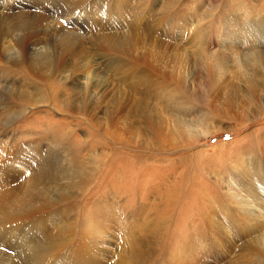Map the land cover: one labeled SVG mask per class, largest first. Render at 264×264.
Here are the masks:
<instances>
[{
    "label": "bare ground",
    "instance_id": "6f19581e",
    "mask_svg": "<svg viewBox=\"0 0 264 264\" xmlns=\"http://www.w3.org/2000/svg\"><path fill=\"white\" fill-rule=\"evenodd\" d=\"M109 1L0 0V62L5 59L7 62L4 65H9L11 68H23L31 79L30 84L29 81L25 85L18 83V89H13L12 85H8L7 82L4 84V88L0 87V136L8 131L7 127L10 124L24 116L30 109L29 107L45 106L51 103L69 117L82 115L85 118L84 121L88 124L86 129L90 133H97L101 138L100 143H106L107 139H111L113 134L118 135V138L114 139V142L111 141V143L126 147L124 148L125 151L127 150L125 153L130 154L133 150H128L127 146L134 144L135 140L133 139L141 131L133 124L137 119L147 121L152 127L150 129H155L157 135L163 141L170 142L172 146L180 138L184 139L183 141L187 144L200 137L210 135L212 133L210 122L216 123V117L218 116L236 119L241 116L246 117L245 108L247 106V110L249 109L252 115L254 114L248 103L253 100L256 102L257 100L263 101L264 99L262 94L264 90L259 89V87L264 88V64L259 61V57H263L264 53L258 51L253 54L258 56L255 62L249 59L246 60L251 63V67L255 66L253 75L246 71L244 73L245 78L242 81V75L237 73L238 71L234 72L236 74H233V78L237 80L236 83L230 79L223 83L220 82L223 80L220 75L227 69L224 68L225 62L219 60V54L217 56L215 53L208 51L207 48L193 53L195 63L197 62L198 66H203L206 70L202 67L200 69L197 67V69L208 76L206 84L209 87L206 90L202 86L203 92L199 93L196 89L192 90L187 83L189 82L187 81L188 74L186 75L188 63H186L185 58L179 59L176 56L173 60L169 58L171 61L166 63L168 58L166 59V56H163V51H159L163 55L153 54L152 44L148 42L149 40L146 42L139 35L130 36L125 32L98 33L99 30L109 28L113 30L115 27L123 26L125 19L127 20L129 14L133 11L131 7L133 0H111V3ZM106 4L111 9L108 17L104 16ZM160 16L159 22L166 23L165 13L163 12ZM135 19H139V16L135 15ZM148 20L157 19L151 17ZM57 21L64 25L58 23L60 25L58 26ZM182 21L178 25L181 30L189 24L186 16ZM250 24H254V28L259 29L260 35H262L263 24ZM90 27L95 28L96 33H84L87 30H92ZM42 35L48 37L45 40L46 43L40 42ZM83 35L84 37H82ZM244 37L247 38L248 36ZM31 41H33V44L30 45ZM253 41H259L257 47L260 46L264 49V38H261V40L256 38ZM86 44H89L96 54L100 53L103 48L107 49L112 55L115 54L117 60L111 61L108 66H105L110 68L107 70L104 69V59L102 58L101 65L103 67H98V69L87 75L95 60ZM132 53L136 57L132 58ZM120 56H125V60L119 61ZM242 66L245 67L243 64ZM101 68L103 72L99 70ZM223 68L225 70L219 72ZM109 73L115 74L116 77L111 81L114 83L116 80L117 84H114L116 90L112 89L115 91H112L113 93H110L111 90L107 84V80L110 79L106 75ZM202 73L199 72L198 74ZM5 76L7 77V75ZM80 76H82V79H79ZM2 80H6V78L2 77ZM40 86L43 89H40ZM94 88H101L100 92L92 91ZM78 89H82L83 96L74 98L73 95L78 93L76 92ZM195 99L202 102L208 99L211 104L207 106L211 108L213 114L209 115L206 112L196 117L192 113L196 110V107L187 106L189 101L192 104L193 101H196ZM107 100L108 105H106ZM154 100L161 106L171 109V111L177 110L176 108L173 109L175 105H177L176 107L181 106L182 110L178 109L175 113L183 118L175 115V113L172 117L164 116L160 110H155ZM77 103H84L85 106H80ZM95 108L100 109L104 115L98 117L94 112H98ZM259 112L261 113V111ZM166 113L169 114L168 110ZM223 113L225 117L222 115ZM255 116L257 114L246 121L256 120L257 117ZM165 117H169V119ZM154 118H157L159 122L157 121L158 123L155 124ZM132 120L135 121L132 122ZM168 120L172 121L170 122L173 127L171 130H167L166 125H164V122L168 123ZM78 121L79 124L82 119ZM74 123H76L75 119ZM80 124L75 126V129L84 126L83 122ZM39 129L38 132L36 131L38 133L36 134L38 139L36 144L31 143L24 146L23 142L26 139L19 137V140L22 138L23 141H18L19 143L11 155L8 153L3 157L4 153L2 156L0 154V165L4 167H0L1 184H9L7 178H12L11 183L16 184L12 192L6 188V194H0V200L16 196L26 208L30 207L31 210L33 201L41 200L42 204H39V211H44L86 193L92 182L100 180V172L109 158V152L97 151L95 153L99 146L92 149L94 147L91 144L95 141V136H92V134L89 135L87 140L80 141L76 139L75 130L69 129L67 126L62 127L59 131L47 125H43ZM141 132L143 133V131ZM149 139L144 138L139 147L146 150L150 145ZM0 144L2 143L0 142ZM1 148L3 149V146ZM262 150L264 152V140ZM89 156L90 161L88 162ZM156 156L161 159L160 155ZM258 163L263 164L260 158H258ZM235 164L238 169L235 171L239 172L238 175L241 178L237 180L240 181L241 189L232 193V199L238 205V209L243 210L244 203L248 201L247 197L254 198L251 203L256 202L259 197V191L254 188L255 183L252 175L264 178V173L258 171L261 169L260 165L254 159L248 160V156L243 157L241 161H236ZM24 170H28L22 176V181L29 183L26 188L19 184V175ZM259 183L262 184L263 179ZM47 184H55V186L48 188L46 187ZM169 186L163 190L164 193L167 189L171 190ZM173 187L175 186L173 185ZM250 190H254L257 196L253 197L252 194H246ZM157 193H155L156 196ZM174 195L180 194L173 190L168 198L176 200ZM210 205L213 204L210 202ZM210 205L206 209L208 213L206 219L216 218V215L211 211H217V209H211ZM208 207L210 208L209 212ZM104 210L106 211L107 208ZM221 210V213L231 212L228 206ZM89 213H85V222L82 225L70 218L60 223L58 216L52 213H49L50 215L47 217L34 218L32 222L29 220L30 223H27L25 222L27 218L21 220L22 213H13L12 215L11 213H2L0 209V236L3 234L7 238H17L16 247H11L12 250L18 251L16 258L18 257L19 260L17 259L18 261L15 264H18V262L20 264H105L103 263L104 260L112 258H110L109 252L101 246L100 241L109 235L114 225L121 227L119 231L125 237L126 243L120 256L115 259L116 264H156L158 263V254L165 253L161 243L164 234H166L165 232L168 230V219L165 220L163 216L156 220L157 213L154 218L152 215L153 220H146L150 223L147 226L137 224L134 227L128 225L122 227L120 224L123 220V214L118 213V208H116V212L110 210L111 214L108 211L106 212L109 215H106L105 218L108 216L110 219H107L106 224L104 215L102 219L98 217L101 220L97 222L94 219H89ZM221 213L219 214L221 215ZM258 216L263 215L258 214ZM86 221L88 222L86 223ZM91 221L98 223L94 229L88 226ZM108 224H112V226ZM206 224L210 226V221H207ZM229 225L231 226V224ZM255 225L251 218L246 223L245 232L251 235V231H254L251 228ZM226 228L223 224L221 231L225 233ZM210 229L211 232L213 226H210ZM254 234H256V230ZM192 239L191 243L195 244L189 243L185 247L186 249L188 246H195V248L190 247V251L185 250L190 255L183 258L184 254L181 258L173 253V255H169V264H206L204 263L206 261L193 251L196 248L200 249L204 244H211L210 241L197 243L198 240L195 237L190 240ZM223 242L218 240L215 245L211 248L209 246L208 249L211 252L215 251V253L220 251L226 255L231 254L234 248L230 249L228 244L222 245ZM248 248L250 253L264 256V234L252 240ZM198 259H201L200 262H196ZM240 260L245 261L246 258L240 257ZM1 262L0 264H2ZM229 264L241 263L231 262Z\"/></svg>",
    "mask_w": 264,
    "mask_h": 264
},
{
    "label": "rangeland",
    "instance_id": "374dc122",
    "mask_svg": "<svg viewBox=\"0 0 264 264\" xmlns=\"http://www.w3.org/2000/svg\"><path fill=\"white\" fill-rule=\"evenodd\" d=\"M110 1L109 3H111ZM126 7L128 8V5ZM131 7L133 11L129 14L128 19H125L123 26L115 27L113 30L112 28L111 30L110 28L107 30H99L98 33L125 32L130 36L139 35L143 37L146 42L149 40L148 42L152 44L151 46L154 50L152 51L153 54L161 55L163 53L164 55H162L164 57L166 56V59L168 58L166 63L171 61L169 58L173 60L176 56H178L179 59L185 58L187 60L186 63H188L186 75L188 74L187 81L189 82L187 83L192 90L196 89L199 93L203 92L202 86H204L206 90L209 87V85L206 84L208 76L204 75L201 70H199L201 67H204L198 66L197 62L195 63L194 56H192L193 53L207 48L208 51L220 55L217 56H219V60L225 62L224 68L227 69L225 70L223 68L219 71L222 72L225 70V72H222L224 75H220L223 79L220 81L221 83L229 79L236 83L237 80L233 78V74H236L234 73L236 71L242 75V81L245 78L244 73H246V71L253 75L255 66L251 67V63L246 60L249 59L255 62L258 56L253 54L258 51L264 53L263 48H260V46L257 47V42L259 41H253L256 40V38L259 40L264 38V30L262 35H260V30L255 29L254 24H250L261 23L264 25V0H133ZM110 12L111 9L106 4L104 16L108 17ZM163 12L165 13L164 17L166 18V23L159 22L161 18L160 15ZM135 15H138L139 19H135ZM184 16H186V20L189 24L181 30L178 28V25L183 22ZM151 17L157 20H148V18ZM56 23L58 26L64 25L61 24L60 21ZM91 29L92 30H87V32L84 33H96L97 30L95 28ZM244 36H248L247 38L249 39ZM82 37H84V35ZM47 38L48 37L42 35V40H40V42L46 43L45 40ZM31 44H33V41L30 42V45ZM86 46L88 50H91V52H89L93 55L95 60V63H92L93 66L87 75L98 69V67H103V65H101L102 58L104 59V69L107 70L110 68L105 66H108L111 61L117 60L114 56L115 54L112 55L107 49L103 48L100 53L96 54L89 44H86ZM163 49L166 50L164 51ZM159 51L163 52L161 53ZM120 57V59L118 58L119 61L125 60L126 58L125 56ZM134 57L136 56L132 53V58ZM259 58V61H262L264 64V56ZM6 62L5 59H2L0 62V87L4 88V84L7 82L8 85H12L11 87L13 89H18V83L24 85L27 81H29V84L31 83V79L27 76L23 68H11L9 65H4ZM242 64L245 65V67L242 66ZM197 67L199 69H197ZM99 70L103 72L102 68ZM198 71L202 74H198ZM5 75H7V77ZM106 76L110 79L107 80V84L111 90L110 93H113L115 92L114 90H116L114 89L116 80L114 83L111 81L116 79L115 74L109 73ZM2 77L6 78V80H2ZM79 79H82V76H80ZM171 82L172 80L170 84ZM39 88L43 89L42 86ZM100 89L101 88H94L92 91L100 92ZM259 89L262 91L264 90L262 87H259ZM81 90L82 89H78V91H76L78 93L74 94L73 97L78 98L83 96L84 92ZM262 94L264 95V92ZM108 100L106 101V105L109 103ZM255 102L256 101L253 100L248 103L254 113L253 115L249 109L247 110V106L245 108L246 117L241 116L236 119L218 116L216 117V123L210 122L212 127V133L210 135L200 137L187 144L183 141L184 139L180 138L178 142L171 146L170 142L163 141V139L157 135L155 129H150L152 127H150L151 125L147 121L141 119H137L136 121L132 120V122L135 121L133 124L143 131V133L140 131L133 139L135 140L134 144L132 146H127L128 150H133L130 154L125 153L127 152V150H124L126 147L116 146L114 143H111V141L114 142L113 140L118 138V135L113 134L111 135V139H107L106 143H100L101 138H99L97 133H90L89 130L86 129L88 124H86V121H84L85 118L82 115H72V117H69L51 103L45 106L29 107L30 109L26 114L10 124V126L7 127L8 131H5L0 136V142L2 143L0 144L1 156L3 153V157L8 153L11 155L12 151H14L19 143L18 141H23V139H26V141L23 142L24 146L31 143H33V145L36 144L38 141L36 134H38L37 132L40 130L39 127L47 125L48 127L54 128L56 131H59L64 126H67L69 129H74L76 139L80 141L87 140L90 134H92V136L94 135L95 141L91 144L94 147L92 149H96V147L99 146L98 150H95V153L97 151H108L109 158L102 167L100 180L92 182L89 186V190H87L86 193L78 195L76 199L73 198L68 202L60 203L44 211H39V204H42L41 200L36 202L34 200L31 210L30 207L26 208L16 196H13L1 199L0 209L2 213H11L12 215L13 213H22L20 218L21 220L27 218L25 221L27 223H30L29 220L32 222L34 218L47 217L50 215L49 213H52L58 216V221L60 223L70 218L76 220V222H80V225H82L83 222H85V213L90 212L89 219H94V221L96 220L99 222L103 215L105 218L106 215H109L110 210L116 212V208H118V213L123 214V220L120 224L122 227L127 225L134 227L137 224H142V226L145 224L147 226L150 223L146 220H153L154 215L157 213L156 216L158 217L155 216L156 220L162 216L165 220L168 219V230L162 238L163 242H160L161 245H163L165 253L162 252L158 254V263L156 264H169V255H173V253L181 258L185 254L183 258H186L187 255H190L188 252L191 250L190 247L195 248V246H188V248L185 249L189 243L192 245L195 244L191 243L193 241V239L190 240L192 237L198 240L197 243H206L208 240L210 241L211 244H204L200 249L196 248L195 251H193L198 254L201 259H204L206 261L204 263L206 264H229L231 262L241 264H264V256L252 254L248 248L252 240L264 234V178L252 175L253 182L255 183L254 188L257 189L256 191H259V197L256 202L251 203L254 198L247 197L248 201L244 203L245 207L241 210L240 208L238 209V205H236L232 199V193L241 189V184L239 185L240 181H237L241 178H239V172L235 171L238 170L235 164L236 161H241L243 157L248 156V160L254 159V161L260 165L261 169L258 171L264 173V152L262 150V142L264 140V99L263 101L257 100V102ZM77 104L85 106L84 103ZM188 104V107H196V110L192 112L196 117L206 112L209 115L213 114L211 108L208 107L209 104H211L208 99L204 102L196 100L193 101L192 104L189 101ZM153 106H156L155 110H160L164 116L169 117H172L173 113L178 109L182 110L181 106L176 107L177 105H175L173 109L176 108L177 110L171 111V109L161 106L158 102H155V100L153 101ZM96 110H98V112H94L98 117L104 115L100 109ZM162 110L165 113L168 110L169 114L166 113V115ZM258 110L261 111V113ZM256 114V120L252 122L246 121ZM175 115L179 116L178 113H175ZM222 115L225 117L224 113ZM169 117L165 118L169 119ZM179 117L183 118L182 116ZM74 119L77 124L74 123ZM81 119L82 121L80 123L83 122L84 126L75 129V126L81 125L80 123L78 124V120ZM171 120H168L169 124L166 123V121L164 122L167 130L173 128L172 123H170L172 122ZM157 121L159 122L157 118H154L155 124L158 123ZM19 137L23 139L21 138V140H19ZM143 137L147 139L150 138V145L146 150L139 147L140 143L144 140ZM257 143L259 145H256ZM2 146L3 149L1 148ZM156 155H160L161 159ZM258 158H260L263 164L258 163ZM89 161L90 156L88 158V162ZM0 167L4 168L3 165H0ZM253 170L252 168V171ZM27 172L28 170H24V172L19 175V184L23 188L29 186L28 182L22 181V176ZM11 179L12 178H7L9 184L6 185H2L0 182V194H6V188H8L10 192L15 189L16 184L11 183ZM261 179H263L262 184L259 183ZM173 185L175 187H173ZM53 186H55V184H47L46 187L51 188ZM168 186L171 190L173 187V190L180 194L174 195L176 200L168 198L170 192H173V190L167 189L164 193L163 190L166 187L168 188ZM156 192H158L157 196L155 195ZM246 194H252L253 197L257 196L254 190H250L246 192ZM210 202L213 205H210ZM208 205L211 206V209H217V211H211V213L216 215V218L206 219L208 217L206 211ZM227 206L231 209V212H229L231 216L229 213H221V209L227 208ZM105 208H107L106 211L104 210ZM208 209L209 212L210 208L208 207ZM107 211L109 213H106ZM219 213H221V215ZM258 214H262L263 216H258ZM107 217L105 218V224L108 222L107 219H109V217ZM251 218L256 224L251 229L254 231L256 230V234H254V231H251V235H248V233L245 232V227L246 223H248ZM94 221H91L88 225L91 226L92 229L98 225V223L96 224ZM207 221H210V226H213L211 232L210 226L206 224ZM229 221L231 226L228 224ZM87 222L88 221H86V223ZM221 223L227 227L225 233L221 231V226L223 225ZM108 225L112 226V224ZM120 228L121 227L118 225H114L109 235L100 241L101 246L109 252V256L112 258L110 260H104L103 263L105 264H116L115 262L117 261H115V259L120 256L122 249L125 248V237L121 231H119ZM16 239V237L7 238V236L3 234L0 236V262L2 261V264H15L16 261L19 260L18 257L16 258L18 251L12 250L11 248L16 247ZM218 240L224 241L222 245L228 244L230 249L234 248V251L229 255L220 251L216 253L215 251L211 252L210 249H208L209 246L211 248ZM240 257H245L246 260L242 261ZM201 259H198L196 262H200ZM18 264H20V262H18Z\"/></svg>",
    "mask_w": 264,
    "mask_h": 264
}]
</instances>
